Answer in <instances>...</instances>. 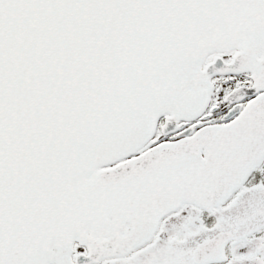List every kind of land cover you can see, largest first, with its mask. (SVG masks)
<instances>
[{
	"label": "snow or ice",
	"instance_id": "1",
	"mask_svg": "<svg viewBox=\"0 0 264 264\" xmlns=\"http://www.w3.org/2000/svg\"><path fill=\"white\" fill-rule=\"evenodd\" d=\"M0 264H264V0H0Z\"/></svg>",
	"mask_w": 264,
	"mask_h": 264
}]
</instances>
